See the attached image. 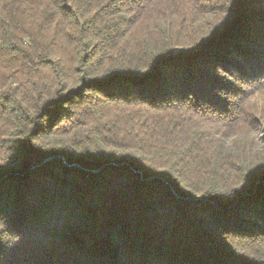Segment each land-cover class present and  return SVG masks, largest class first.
<instances>
[{
    "label": "trees",
    "instance_id": "trees-1",
    "mask_svg": "<svg viewBox=\"0 0 264 264\" xmlns=\"http://www.w3.org/2000/svg\"><path fill=\"white\" fill-rule=\"evenodd\" d=\"M0 264H264V0H0Z\"/></svg>",
    "mask_w": 264,
    "mask_h": 264
}]
</instances>
